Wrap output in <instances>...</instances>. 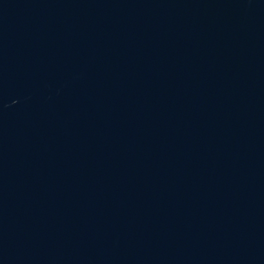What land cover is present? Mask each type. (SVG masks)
I'll return each instance as SVG.
<instances>
[{
  "label": "water",
  "instance_id": "obj_1",
  "mask_svg": "<svg viewBox=\"0 0 264 264\" xmlns=\"http://www.w3.org/2000/svg\"><path fill=\"white\" fill-rule=\"evenodd\" d=\"M177 264H264V0H178Z\"/></svg>",
  "mask_w": 264,
  "mask_h": 264
}]
</instances>
